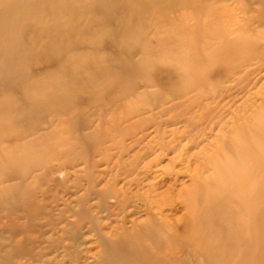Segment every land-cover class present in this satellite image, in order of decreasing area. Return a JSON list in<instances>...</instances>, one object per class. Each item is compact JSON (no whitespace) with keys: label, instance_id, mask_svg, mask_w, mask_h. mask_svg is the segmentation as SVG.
<instances>
[{"label":"rangeland","instance_id":"obj_1","mask_svg":"<svg viewBox=\"0 0 264 264\" xmlns=\"http://www.w3.org/2000/svg\"><path fill=\"white\" fill-rule=\"evenodd\" d=\"M169 1L0 0V264H264L132 212L264 185V0Z\"/></svg>","mask_w":264,"mask_h":264},{"label":"bare ground","instance_id":"obj_2","mask_svg":"<svg viewBox=\"0 0 264 264\" xmlns=\"http://www.w3.org/2000/svg\"><path fill=\"white\" fill-rule=\"evenodd\" d=\"M177 5L174 0L169 1L166 5ZM163 5L164 7L166 6ZM153 9V8H152ZM159 12V11H158ZM239 49L231 48L229 54L238 53ZM225 54H222L224 56ZM120 73H129L131 76L137 73V70L130 64H122L119 66ZM217 69V68H216ZM69 73V74H68ZM97 73V71L95 72ZM67 77L64 90L61 91V100L55 105L62 107L64 102L72 92L73 83L82 82L80 72H71L69 68H65ZM70 84L73 86L70 87ZM39 104V103H38ZM31 108L38 107L35 103H30ZM42 105L40 104L39 107ZM245 174L234 175L231 173L226 178L225 185L219 190L218 194L206 192L201 184L195 182L192 200L183 202L184 212L182 214L181 224L168 219L166 216H160L162 206L156 201H147L143 209H133V214L144 211L146 219L153 222L156 230H164L166 236L175 235L170 238L169 249L170 256L173 258L179 249H182L191 256L194 255L193 249L200 250L199 242L207 241L220 249L232 250L236 249L238 253H242L245 257L253 253V242H259V217L264 213V185L261 190L252 187ZM262 192V193H261ZM261 194L263 197L261 198ZM171 205L172 203H168ZM179 219V220H180ZM217 225V226H216ZM181 227V228H179ZM185 231V246L179 244L177 235L179 231ZM166 231V233H165ZM244 234V235H243ZM125 236H120V240ZM215 238L214 240H212ZM112 238V244L116 242ZM197 239V242L194 240ZM195 245V247L193 246ZM246 245V248L240 246ZM241 251V252H240ZM167 254V253H165Z\"/></svg>","mask_w":264,"mask_h":264}]
</instances>
